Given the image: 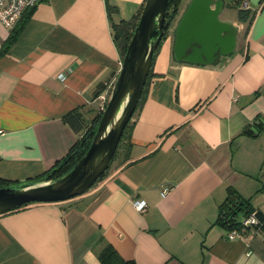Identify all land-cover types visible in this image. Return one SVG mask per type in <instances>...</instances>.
Here are the masks:
<instances>
[{
  "label": "crops",
  "instance_id": "obj_1",
  "mask_svg": "<svg viewBox=\"0 0 264 264\" xmlns=\"http://www.w3.org/2000/svg\"><path fill=\"white\" fill-rule=\"evenodd\" d=\"M242 1L246 21L233 0L220 14L237 28L234 53L197 66L172 57L182 0L130 121L129 161L72 200L0 215V264H101L99 240L128 264H264V228L229 239L216 224L228 189L264 214V0ZM144 3L109 0L108 11L105 0H42L33 9L0 55V179L27 182L67 154L77 136L63 116L107 102L121 68L111 24ZM9 33L0 22V50Z\"/></svg>",
  "mask_w": 264,
  "mask_h": 264
},
{
  "label": "water",
  "instance_id": "obj_2",
  "mask_svg": "<svg viewBox=\"0 0 264 264\" xmlns=\"http://www.w3.org/2000/svg\"><path fill=\"white\" fill-rule=\"evenodd\" d=\"M168 0H145L121 60V68L92 141L73 168L51 181L0 188V215L28 204L60 203L87 193L112 165L118 143L140 100L155 51L163 36ZM224 0H190L174 28L172 57L177 63L215 66L236 48L237 28L222 22Z\"/></svg>",
  "mask_w": 264,
  "mask_h": 264
},
{
  "label": "trees",
  "instance_id": "obj_3",
  "mask_svg": "<svg viewBox=\"0 0 264 264\" xmlns=\"http://www.w3.org/2000/svg\"><path fill=\"white\" fill-rule=\"evenodd\" d=\"M105 1H106V9L108 11L112 10V8L108 4L109 0H105ZM181 2L182 0H168L167 9L165 12L164 26H163L164 33L155 51L152 66L148 74V77L146 79V83L144 85V88H143L140 100L138 101L135 112L138 109H140L142 105V100L144 99V96L146 95V92H147L148 80L152 75V67H153L155 57L160 49L162 40L165 39L166 34L169 28L171 27V24L173 23V21L178 15ZM242 4H243L242 0H233L231 7L237 10L238 18L241 21H246L248 18H250V16L248 12L246 11V9L242 8ZM33 9L26 10L20 16L19 20L10 30L9 36L7 37L6 41L2 45V48L0 50V55L5 54L8 48L16 41L17 36L23 29L25 23L28 21ZM142 9H143V6L131 19L127 21L123 20L117 24H111L113 42L115 44V47L118 51V54L121 60L125 54L127 45L137 25ZM102 111L103 109L96 111V113L90 119L84 115L83 111L78 110V109L72 110L71 112L65 114L62 118V121L77 136L75 143L71 146L67 154L62 159L57 161L53 167H51L46 172L42 173L40 176L32 180H29L27 182L51 181V180L60 178L61 176L68 173L73 168V166L77 163V161L87 151L92 141V138L94 136L96 127L99 123ZM131 131H132V126L129 122L126 128L124 129L123 135L118 143L112 164L117 162V164L121 165L129 161V153L132 147V144L130 141ZM249 133L250 135H253V136L258 134V132L254 133L251 130ZM108 171L109 170H107L97 180L96 183L102 181L105 178ZM11 184H15V183H10V182L0 179V188L7 186V185H11ZM28 205H31V204H28ZM28 205H25L21 208H24ZM251 213H254L256 215L263 229L264 228L263 213L259 210L252 209L247 200L243 199L236 191L232 189H228L227 196L224 202L218 206L216 224L222 226L223 228H225L226 230L230 232L234 229H238L240 220L242 218L249 216ZM99 246L100 248L98 249L97 247ZM93 250L95 251V254L101 264H128L127 262L123 261L119 257V255L110 245L104 243L102 240L98 241V244L93 248Z\"/></svg>",
  "mask_w": 264,
  "mask_h": 264
},
{
  "label": "built area",
  "instance_id": "obj_4",
  "mask_svg": "<svg viewBox=\"0 0 264 264\" xmlns=\"http://www.w3.org/2000/svg\"><path fill=\"white\" fill-rule=\"evenodd\" d=\"M42 0H0V22L7 30H11L20 16L26 10L35 8ZM246 4H244V8ZM60 80H65V74L59 76ZM107 103V102H106ZM106 103L103 104L101 110L104 109ZM168 190L165 189L161 192V196L164 197ZM131 204L135 211L143 213L146 209V203L140 200H132ZM262 229L260 222L256 215L251 213L249 216L242 218L238 229H234L229 232V239H233L240 233L250 231L252 234H258Z\"/></svg>",
  "mask_w": 264,
  "mask_h": 264
},
{
  "label": "rangeland",
  "instance_id": "obj_5",
  "mask_svg": "<svg viewBox=\"0 0 264 264\" xmlns=\"http://www.w3.org/2000/svg\"><path fill=\"white\" fill-rule=\"evenodd\" d=\"M226 1H228V0H225V2H226ZM220 14H221V13H220ZM220 14H219V19H220L221 21H223V18H222V16H221ZM228 14H229V13H228ZM166 36H167V34H166ZM165 38H166V37H165ZM164 40H165V39H163L162 42H163ZM162 42H161V43H162ZM225 58H227V57H223V59H225ZM105 102H106V101H105ZM95 113H96V110H95V111H91L90 113H86V114H84V115H85L87 118L90 119ZM255 174L258 176V172H256ZM255 174H254V175H255Z\"/></svg>",
  "mask_w": 264,
  "mask_h": 264
},
{
  "label": "bare ground",
  "instance_id": "obj_6",
  "mask_svg": "<svg viewBox=\"0 0 264 264\" xmlns=\"http://www.w3.org/2000/svg\"><path fill=\"white\" fill-rule=\"evenodd\" d=\"M264 215V214H263ZM262 230V229H261Z\"/></svg>",
  "mask_w": 264,
  "mask_h": 264
}]
</instances>
